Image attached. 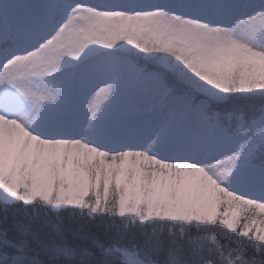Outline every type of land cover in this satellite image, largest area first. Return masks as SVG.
<instances>
[{"label":"snow or ice","instance_id":"6c2138e0","mask_svg":"<svg viewBox=\"0 0 264 264\" xmlns=\"http://www.w3.org/2000/svg\"><path fill=\"white\" fill-rule=\"evenodd\" d=\"M0 212V264H264V0H0Z\"/></svg>","mask_w":264,"mask_h":264},{"label":"trees","instance_id":"16d2710c","mask_svg":"<svg viewBox=\"0 0 264 264\" xmlns=\"http://www.w3.org/2000/svg\"><path fill=\"white\" fill-rule=\"evenodd\" d=\"M2 216H3V213L0 212V227L4 226ZM23 219H24L23 216L14 215V210H10V212L8 214L7 226L9 228H11V226L15 220H23ZM65 223L68 224V226H70L72 228H79L80 227V223L77 221H74V220H66ZM85 227H86L87 231H90V232L95 233L97 235H104L105 234V226L100 221H96V222H93L91 224H87V225H85Z\"/></svg>","mask_w":264,"mask_h":264}]
</instances>
